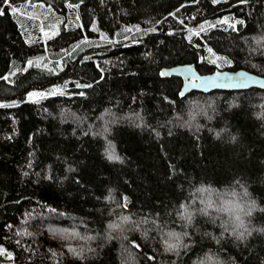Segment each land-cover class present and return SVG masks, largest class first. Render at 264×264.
<instances>
[{"label":"trees","instance_id":"16d2710c","mask_svg":"<svg viewBox=\"0 0 264 264\" xmlns=\"http://www.w3.org/2000/svg\"><path fill=\"white\" fill-rule=\"evenodd\" d=\"M185 64L264 78V0H0V264H264L182 219L237 181L264 206V90L180 96Z\"/></svg>","mask_w":264,"mask_h":264},{"label":"clouds","instance_id":"9594fccd","mask_svg":"<svg viewBox=\"0 0 264 264\" xmlns=\"http://www.w3.org/2000/svg\"><path fill=\"white\" fill-rule=\"evenodd\" d=\"M235 106L238 107V104ZM195 124V121H193ZM219 139V136L214 137ZM239 140V134H233L228 141L230 144H235ZM122 162V161H121ZM239 189H228L220 193L215 200L209 198L205 202V206L196 212L185 209V214L182 219L185 221L184 227L192 228L197 216L205 217L209 222L216 224L220 221L219 226L222 232H227L234 241L241 245H247V241L252 237L253 233L264 236V224H256L253 218L257 213H264V206L260 205L259 199L255 198L247 186L240 181ZM170 239L163 242L164 251L168 253H178L185 245L182 240L175 237L182 235L188 237V232L182 234L172 231L168 233ZM231 264H235L234 258H229ZM197 264H229V260H225L218 254L214 257H209L208 253L197 262Z\"/></svg>","mask_w":264,"mask_h":264},{"label":"water","instance_id":"95a60500","mask_svg":"<svg viewBox=\"0 0 264 264\" xmlns=\"http://www.w3.org/2000/svg\"><path fill=\"white\" fill-rule=\"evenodd\" d=\"M164 78L176 77L181 80L180 96L190 92L209 94L211 92H236L249 89L264 90V78L245 70H217L208 74H199L193 64L176 65L162 68Z\"/></svg>","mask_w":264,"mask_h":264},{"label":"snow or ice","instance_id":"6c2138e0","mask_svg":"<svg viewBox=\"0 0 264 264\" xmlns=\"http://www.w3.org/2000/svg\"><path fill=\"white\" fill-rule=\"evenodd\" d=\"M109 159L110 160H116V159H119V158L117 156H115V154L113 153V154L109 155Z\"/></svg>","mask_w":264,"mask_h":264}]
</instances>
